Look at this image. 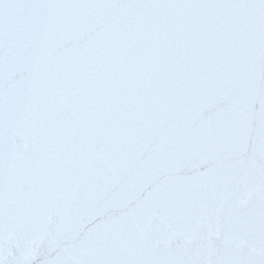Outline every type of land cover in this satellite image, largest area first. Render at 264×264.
I'll use <instances>...</instances> for the list:
<instances>
[{"label":"snow or ice","instance_id":"6c2138e0","mask_svg":"<svg viewBox=\"0 0 264 264\" xmlns=\"http://www.w3.org/2000/svg\"><path fill=\"white\" fill-rule=\"evenodd\" d=\"M0 264H264V0H0Z\"/></svg>","mask_w":264,"mask_h":264}]
</instances>
